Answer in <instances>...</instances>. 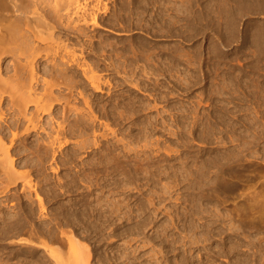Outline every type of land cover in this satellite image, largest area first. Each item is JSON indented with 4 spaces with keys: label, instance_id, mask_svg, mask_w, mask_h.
I'll list each match as a JSON object with an SVG mask.
<instances>
[{
    "label": "rangeland",
    "instance_id": "1",
    "mask_svg": "<svg viewBox=\"0 0 264 264\" xmlns=\"http://www.w3.org/2000/svg\"><path fill=\"white\" fill-rule=\"evenodd\" d=\"M75 1L97 24L56 29L77 88L42 124L77 127L28 137L7 190L0 169V264H264V0H225L223 40L217 0Z\"/></svg>",
    "mask_w": 264,
    "mask_h": 264
},
{
    "label": "bare ground",
    "instance_id": "2",
    "mask_svg": "<svg viewBox=\"0 0 264 264\" xmlns=\"http://www.w3.org/2000/svg\"><path fill=\"white\" fill-rule=\"evenodd\" d=\"M155 1H157V0H155ZM217 1H218L217 2L218 10H217L216 15L218 18L217 19L218 20V23H217L218 24L217 25L218 36H219L218 38L220 40H223V36L225 37V34L223 35V30H224V28L226 29V27H224V25H223V24H225L224 19H225V17H227V16H224V14H226V13H224V9L226 10V8H225L226 6H224L225 0H217ZM245 1L256 2L259 0H245ZM226 2L228 3V2H234V1L233 0H226ZM77 3L75 0H31V1H28V0H0V169H1V175L4 176V179L7 180V182H8L7 183L8 185H5V187H4L5 190L9 189L10 185L16 183V180L18 178L19 179L21 178L20 175H22V174L19 173L20 174L19 175L16 172L17 170L16 171L14 170L16 167V164H15L16 160L12 156V153L13 152L16 153V151L22 150V148H24V146L26 148L29 147V145L26 143L28 137H31L34 134L39 136V135L43 134L44 132L46 134V131H47V133L49 132V134H46L47 138L45 139V141L42 139L43 145L47 144V146H48L47 148H49V146L52 147L55 145L61 146L63 144V142L61 141L60 136L67 134L68 130L73 131L72 128L74 127V125L76 126V124L73 122L69 121V123H68V120L66 118V115H68V113L72 110V108L70 110V107L68 106V108H69L68 110H70L69 112L67 109H64L65 105L69 103V102L66 103V100H65L66 96L64 93L65 92L64 89H66L67 91L69 90L68 93L70 92V95H72L71 93H73L77 88V87L75 88V86L72 85V82L76 83L75 80L70 81L71 78H69V76H68V72L71 70L70 67L72 66V63H71L72 61L69 62V61L65 60L66 59V58L64 59V57H66L65 55H64L63 59L59 56L60 55L59 51L61 50L62 46H60V44H58V42L55 40V31H56V29H58V31H59V28L62 27V29L65 28L64 31L69 30V33H70V31L76 30L80 34H85V32H84L85 30L83 28H85L89 24L90 25L91 24H93V25L97 24L96 16H93L90 19L91 21L87 20L85 18L87 15L86 12H88L87 10L85 12V14H86L85 17H83L84 13L82 14V12H84L83 10H85L86 8H83L84 7L83 6L82 7L83 9L79 10L80 4L78 5ZM44 5L51 6L52 7V10H51L52 13H49L45 9ZM230 6H232V5H230ZM95 7H96V5H95ZM233 7L234 6L230 7L231 10H229V11H231V13L233 11ZM80 11H82L81 14L83 15V16L80 15V18L82 17L83 19L82 20L79 19V21L77 22L78 24H75L73 22V20L74 21L77 20V18L79 17L77 14ZM93 14H94V12H93ZM227 14H229V13H227ZM49 15H50V18L53 15V17L56 18L57 21L54 23H52L53 20H52V22H49L50 21L48 19ZM74 15H77L78 17L77 16L75 17ZM72 16H74V18H76V19H72ZM229 17L233 18L232 15ZM87 18H88V15H87ZM229 20H230V18H229ZM228 24H229V22H228ZM79 25H81L83 28L81 29ZM74 36L77 37V34ZM76 37H74V38H76ZM79 37L81 38V36H79ZM84 38H85V36H84ZM76 39H78V38H76ZM46 41H50L49 43L51 45L50 46L47 45L48 46L47 48L45 47V49L47 50L45 57L48 59V58H50V56H52V59H50V62H48V60H47L46 63H48V67H50L49 64L51 63V68L48 69L46 66L44 69V75L51 77L52 78V80L50 78L51 81H47V78L45 79V76L40 74V72L38 71V68H37L38 58H41L40 57L41 48H40V46L38 47V44H40V43L42 44L43 42H46ZM90 41H92V40H90ZM76 42L78 43V41H76ZM55 43H57V46H54ZM79 43L82 44V42H79ZM85 43L88 44L90 42L85 41ZM70 44H73V43L70 42ZM74 44H76V43H74ZM82 46H83V44H82ZM91 46H90V48H91ZM99 46H100V44H99ZM73 47H75V46H73ZM87 47L89 48V46H87ZM93 47H95V46H93ZM71 48H72V45H71ZM79 48H81V47H79ZM85 49H86V46H85ZM62 50H63V48H62ZM64 50H66L67 54L71 53V51L68 50L67 47ZM93 51H96V48H93ZM41 53H42V50H41ZM86 53H87V51H86ZM10 54L13 55L12 56L13 59L11 60L12 64H8L4 68L3 67V64L5 63V62L3 63V61L5 60L4 58ZM89 54H93V53L89 52ZM96 55H98V54H96ZM59 57L61 58L60 61H58ZM67 57H69V56H67ZM73 57H74V59L76 58L75 56H73ZM219 58H220V56L218 57V61H217V70H221V64L219 62ZM78 59H75V60H78ZM75 63H76V61H75ZM78 63H79V61H78ZM98 63H100V62H97L96 64H98ZM73 64H74V62H73ZM90 65L91 64L86 63V66H89V69L92 70V71H90L91 74L88 73V71H89L87 69L88 67L85 68L84 67L85 65L83 66V65H80V63H79V68L83 69L84 76L87 77L88 80H90V83L88 81L87 82L94 86L95 91L98 90V91L102 92L100 89L102 86L100 87L99 85H97V83H96L97 81L95 82V80H97V78H96L95 73H93V72H95V71H93L94 68L92 69V66L97 67V65H92V66H90ZM77 67H78V65H77ZM99 68H100V66H99ZM101 70L103 71L104 69L102 68ZM97 74H98L97 77H99V72ZM40 75H42V77ZM237 81H238V79H234V82H237ZM80 82H79V85H80ZM100 83H101V81H99L98 84H100ZM92 85H91V88H92ZM100 85H102V84H100ZM237 86H238V84H237ZM84 87H86V86H84ZM74 88H75V90H74ZM260 89H262V88H260ZM260 89H259V91H260ZM63 90H64V92H62ZM84 90H85V88H84ZM67 91H66V94H67ZM77 91H78V89H77ZM98 91H97V93H98ZM62 93H64V94H62ZM80 93L79 94L82 95V92H80ZM262 93H263V99H264V86H263V92ZM262 93H261V95H262ZM80 95H78V97ZM78 97H77V100H79ZM82 97L84 98V96H82ZM82 97L80 96L81 99H82ZM252 97L253 96L251 95V99H252ZM67 98H68V96H67ZM71 98H73V97L71 96ZM71 98L69 96L70 100H71ZM74 98L73 99L75 101L76 96H74ZM261 98H262V96H261ZM62 100L65 101L64 102L65 104H62V105H64L63 112H65L67 110L68 113H66L64 121H62V119H63L62 118L59 121V123H57L56 125H54V123H55L53 121L54 119H51L54 123L52 124V122L50 121L51 123H49V124L51 125V127L49 129L50 131H48L47 130L48 128H46L45 125L42 124V122H43L42 121L43 120L42 115L43 116L48 115L49 117H53V113L55 111L56 105L60 104V102ZM252 100L255 101V98ZM83 102H85V104H86V101H83ZM61 103H63V102H61ZM88 104H87V106H88ZM30 107H34V109L32 108V110H30ZM60 107H61V104H60ZM74 107H76V106H74ZM66 108H67V106H66ZM76 109H78V108H76ZM76 109L74 108L73 112L78 115V113H80L81 111L79 112V110H76ZM88 109H89V107H88ZM56 110H57V108H56ZM77 111H78V113H76ZM61 112H62V110H61ZM58 113H60V112H58ZM54 115H55V113H54ZM69 115H71V114H69ZM69 115L67 117H69ZM81 115H82V113H81ZM56 116H54V117L56 118ZM62 116L64 117V115H61V117ZM75 117L79 118L76 115H75ZM84 117H85V115H84ZM88 117L90 118L91 116H88ZM81 118H82V116H81ZM79 120H81V119H78V121ZM61 121H62V123H60ZM84 121L86 122V120H84ZM56 122H58V121H56ZM65 122H67L68 124L65 125L66 124ZM87 123H88V121H87ZM83 124L85 125L86 123H83ZM81 125L79 127H81ZM46 126H48V124H46ZM83 127L86 128L87 126H83ZM40 140L41 139H39L38 141L40 142ZM39 142L37 144H38V146H41L40 145L41 143L39 144ZM26 145H28V146H26ZM23 179H24V177H23ZM22 188H24V186ZM8 192L9 191H7V193ZM75 258H76L75 264H87V262H88L86 260V258L83 256V254H81V253H78L77 255L75 253Z\"/></svg>",
    "mask_w": 264,
    "mask_h": 264
}]
</instances>
